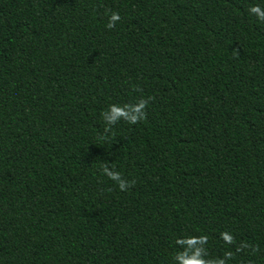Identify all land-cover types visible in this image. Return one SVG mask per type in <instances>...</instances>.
<instances>
[{
  "label": "trees",
  "instance_id": "16d2710c",
  "mask_svg": "<svg viewBox=\"0 0 264 264\" xmlns=\"http://www.w3.org/2000/svg\"><path fill=\"white\" fill-rule=\"evenodd\" d=\"M253 6L0 0V264H264Z\"/></svg>",
  "mask_w": 264,
  "mask_h": 264
},
{
  "label": "clouds",
  "instance_id": "9594fccd",
  "mask_svg": "<svg viewBox=\"0 0 264 264\" xmlns=\"http://www.w3.org/2000/svg\"><path fill=\"white\" fill-rule=\"evenodd\" d=\"M249 13L254 14L258 21H264V10H262L260 7H251L249 9ZM119 19L120 17L117 13H112L109 16L108 24L106 25V27H114L115 22ZM145 103L146 101H139L138 104L131 109V114H129L128 111H122L120 108L110 105L109 109L105 113H102V115L109 124L116 122L120 118H124L129 123L135 124L138 119H143V112L141 110L144 108ZM103 171L104 174L107 175L110 179L117 182V186L121 191L126 190L128 184L120 178L119 173L110 171L107 167H105ZM223 238L228 242L231 241V236L229 235H224ZM201 243H203V240H201ZM183 264H204V262L202 260H186L183 261ZM216 264H224V261H217Z\"/></svg>",
  "mask_w": 264,
  "mask_h": 264
}]
</instances>
